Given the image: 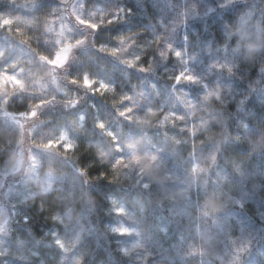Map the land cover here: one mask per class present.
Returning a JSON list of instances; mask_svg holds the SVG:
<instances>
[{"label":"clouds","instance_id":"clouds-1","mask_svg":"<svg viewBox=\"0 0 264 264\" xmlns=\"http://www.w3.org/2000/svg\"><path fill=\"white\" fill-rule=\"evenodd\" d=\"M0 264H264V0H0Z\"/></svg>","mask_w":264,"mask_h":264}]
</instances>
